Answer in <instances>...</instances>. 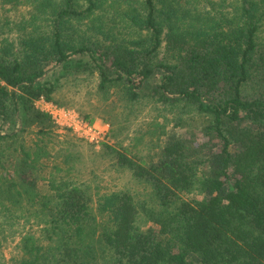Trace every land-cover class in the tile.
<instances>
[{"label": "trees", "instance_id": "16d2710c", "mask_svg": "<svg viewBox=\"0 0 264 264\" xmlns=\"http://www.w3.org/2000/svg\"><path fill=\"white\" fill-rule=\"evenodd\" d=\"M80 82L155 111L152 153L102 143L146 201L42 173L33 102ZM0 216L33 220L0 264H264V0H0Z\"/></svg>", "mask_w": 264, "mask_h": 264}, {"label": "rangeland", "instance_id": "374dc122", "mask_svg": "<svg viewBox=\"0 0 264 264\" xmlns=\"http://www.w3.org/2000/svg\"><path fill=\"white\" fill-rule=\"evenodd\" d=\"M77 85L76 89L70 86H64L60 89L58 96L64 98V102L68 103L61 106L74 110L80 117V111H84L90 113L93 117L92 120L99 119L107 123L109 131L105 136L104 143L122 148L140 158L153 152L158 133L153 119L155 111L149 104L134 113L136 117L134 114H129L126 117V115L119 113L121 108L118 104H112V108L109 110L110 107L107 102H103L88 93L91 91L88 85L86 86L84 82L77 83ZM55 127L57 139V142L54 143L55 148L51 151V156L48 159L42 160L45 166L42 173L45 176H48L50 172L64 174L69 168L68 174L76 179V182L83 183L87 193L92 196H96L98 192L112 189H130L137 194L140 203L143 200L146 201L147 197L146 194L144 196L142 186L132 179L128 170L115 165L112 156L105 150L104 146L101 145L96 148L76 137L71 131L61 129L57 125ZM68 153L71 154L70 161L72 163L64 161V156ZM44 182L46 181L41 179L39 184L43 185ZM143 215L144 212L141 210L140 218L143 219ZM1 221L2 217L0 216ZM29 222L23 226L21 224L15 226L17 229L15 233H13V226L0 225V262L9 260L15 251L14 246L19 239V232L27 230L33 224L32 219ZM142 225L145 227L146 222Z\"/></svg>", "mask_w": 264, "mask_h": 264}, {"label": "built area", "instance_id": "2783aa9c", "mask_svg": "<svg viewBox=\"0 0 264 264\" xmlns=\"http://www.w3.org/2000/svg\"><path fill=\"white\" fill-rule=\"evenodd\" d=\"M33 104L36 109L47 113L55 125L61 129L71 131L76 137L92 144L94 147L99 148L105 141V136L109 131L107 123L99 119H84L74 110L58 105L42 96L35 99Z\"/></svg>", "mask_w": 264, "mask_h": 264}, {"label": "water", "instance_id": "95a60500", "mask_svg": "<svg viewBox=\"0 0 264 264\" xmlns=\"http://www.w3.org/2000/svg\"><path fill=\"white\" fill-rule=\"evenodd\" d=\"M44 75H45V74H44ZM44 75H42V77H43ZM42 77H41V78H42Z\"/></svg>", "mask_w": 264, "mask_h": 264}]
</instances>
